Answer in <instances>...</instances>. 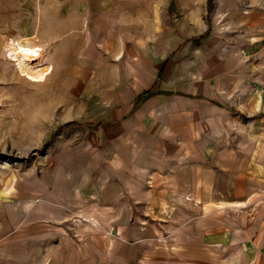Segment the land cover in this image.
I'll list each match as a JSON object with an SVG mask.
<instances>
[{
  "label": "rangeland",
  "instance_id": "obj_1",
  "mask_svg": "<svg viewBox=\"0 0 264 264\" xmlns=\"http://www.w3.org/2000/svg\"><path fill=\"white\" fill-rule=\"evenodd\" d=\"M231 1L145 0V47L157 43L161 53L172 51L166 70L175 63L171 77L181 75L186 59L198 74L202 65L217 61L218 45L228 40L221 23L231 21ZM131 5L110 8L122 14ZM208 28L206 38L194 39ZM8 36L0 33V264H264L262 107L249 115L247 105L227 100L224 120L231 127L202 133L210 170L218 168L225 177L224 203L188 200L183 192L191 187L168 176L167 166H155L143 180L144 198L123 195L132 217L118 228L109 218L115 210L107 206L118 198L104 195V179L97 194L90 188L107 164L101 159L104 149L90 142L100 135L88 123L103 119L109 105L79 78H49L47 67L42 82L22 76L5 57ZM113 37L124 43L129 34ZM23 40L27 47H38ZM260 58L255 63L261 74ZM47 59L48 49L45 64ZM54 68L49 66L50 75ZM259 79L264 86V78ZM216 149L222 151L217 166ZM185 163L181 166L192 164ZM73 191L82 196L70 197ZM41 198L49 203L47 216ZM58 198L62 202L56 203ZM156 201L167 215L154 216Z\"/></svg>",
  "mask_w": 264,
  "mask_h": 264
},
{
  "label": "crops",
  "instance_id": "obj_2",
  "mask_svg": "<svg viewBox=\"0 0 264 264\" xmlns=\"http://www.w3.org/2000/svg\"><path fill=\"white\" fill-rule=\"evenodd\" d=\"M115 3H130L132 10L114 13L110 4ZM230 3V26L219 21L228 40L218 45L217 61L202 65L197 74L186 59L181 75L174 78L175 63L166 73L172 51L161 53L157 43L145 47V0H0V33L43 45L48 49L49 78H79L109 105L103 119L89 121L90 129L100 135L90 142L104 149L101 159L107 164L95 173L90 188L97 194L102 190L99 179H104V195L120 201L107 205L116 213L109 217L113 226L123 228L128 223L132 214L123 195L142 199L145 178L155 166H167L172 170L168 176L191 187L183 192L188 200L208 205L211 198L224 203L225 177L218 168L210 170L202 133L231 127L224 120L229 117L224 109L227 100L247 105L249 115L258 113V107L264 113V86L258 80L264 73H258L255 63L264 57V0ZM123 32L128 39L115 41L113 35ZM254 55L257 61L252 62ZM51 65L55 68L50 75ZM159 75L160 87L151 91ZM220 151H215L216 166L222 164ZM185 162L192 164L181 170ZM78 196L82 195L74 191L70 195ZM60 202L58 198L56 203ZM157 202L151 206L154 216L167 215ZM48 205L40 199L46 216ZM169 208L173 209L171 204ZM120 235L116 234L118 240Z\"/></svg>",
  "mask_w": 264,
  "mask_h": 264
},
{
  "label": "bare ground",
  "instance_id": "obj_3",
  "mask_svg": "<svg viewBox=\"0 0 264 264\" xmlns=\"http://www.w3.org/2000/svg\"><path fill=\"white\" fill-rule=\"evenodd\" d=\"M38 50L39 48L37 46L27 47L24 44L21 49L22 54L20 57H18L17 64L15 63V65L22 76L28 75L32 79L42 82L44 80H47V78H42L47 71L46 64L44 63V61H37L34 63L31 62L38 55ZM46 114L47 112L45 113V115Z\"/></svg>",
  "mask_w": 264,
  "mask_h": 264
},
{
  "label": "built area",
  "instance_id": "obj_4",
  "mask_svg": "<svg viewBox=\"0 0 264 264\" xmlns=\"http://www.w3.org/2000/svg\"><path fill=\"white\" fill-rule=\"evenodd\" d=\"M24 44L25 41L23 40V38H19L15 36H8L7 38H5L4 51H5L6 59L17 64L18 57H20L22 54L21 49L24 46ZM29 44L39 45L38 55L36 56V58H34L31 61L32 63L46 60V48L43 45L34 42H29Z\"/></svg>",
  "mask_w": 264,
  "mask_h": 264
},
{
  "label": "trees",
  "instance_id": "obj_5",
  "mask_svg": "<svg viewBox=\"0 0 264 264\" xmlns=\"http://www.w3.org/2000/svg\"><path fill=\"white\" fill-rule=\"evenodd\" d=\"M212 2V0H208V4H210ZM209 32H210V30L208 29L205 33H203V34H201V36H198V37H196V38H194L195 40H201V39H204V38H206L207 36H208V34H209ZM160 75L158 76V79L156 80V82L154 83V85L151 87V91H153V90H156V89H158L159 87H160ZM72 124H74V122L73 121H71V122H67L64 126H70V125H72ZM92 123H88V125L90 126Z\"/></svg>",
  "mask_w": 264,
  "mask_h": 264
}]
</instances>
